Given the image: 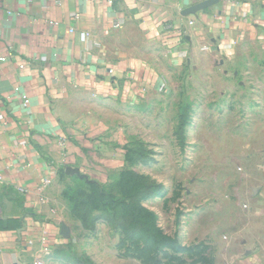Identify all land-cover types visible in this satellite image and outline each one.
<instances>
[{
	"label": "rangeland",
	"instance_id": "374dc122",
	"mask_svg": "<svg viewBox=\"0 0 264 264\" xmlns=\"http://www.w3.org/2000/svg\"><path fill=\"white\" fill-rule=\"evenodd\" d=\"M157 64L156 91L77 99L90 147L83 170L53 182L60 232L50 245L42 234L13 256L0 252V264H225L235 252L241 177L264 163V26L225 54L163 53ZM115 203L144 218L115 214Z\"/></svg>",
	"mask_w": 264,
	"mask_h": 264
},
{
	"label": "crops",
	"instance_id": "0c3cea01",
	"mask_svg": "<svg viewBox=\"0 0 264 264\" xmlns=\"http://www.w3.org/2000/svg\"><path fill=\"white\" fill-rule=\"evenodd\" d=\"M257 25L264 0H0V252L60 232L44 180L86 166L78 98L156 91L161 54H225ZM241 191V241L225 264H264V163L244 169Z\"/></svg>",
	"mask_w": 264,
	"mask_h": 264
},
{
	"label": "trees",
	"instance_id": "16d2710c",
	"mask_svg": "<svg viewBox=\"0 0 264 264\" xmlns=\"http://www.w3.org/2000/svg\"><path fill=\"white\" fill-rule=\"evenodd\" d=\"M79 209H81V205H76L73 210H72V213L79 219L83 220V221H88L89 220V217L88 215L86 214H82ZM113 210H114V213H118L119 210H121L122 213H126L127 211H129L132 216L134 217V220L136 222H140L144 217L142 216V214L138 211V209L134 208V207H130V206H126V205H123L122 203L119 204V203H115L113 205Z\"/></svg>",
	"mask_w": 264,
	"mask_h": 264
},
{
	"label": "built area",
	"instance_id": "2783aa9c",
	"mask_svg": "<svg viewBox=\"0 0 264 264\" xmlns=\"http://www.w3.org/2000/svg\"><path fill=\"white\" fill-rule=\"evenodd\" d=\"M165 29L166 30H171V29H173V26L170 25V24H167V25H165ZM56 177H57V171L55 169L49 170L48 173H47V176H46V178L44 180V185L45 186H50L54 182ZM0 180H1V177H0Z\"/></svg>",
	"mask_w": 264,
	"mask_h": 264
}]
</instances>
